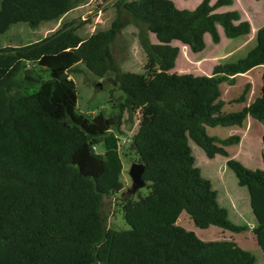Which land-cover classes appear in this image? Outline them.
I'll return each instance as SVG.
<instances>
[{"label": "trees", "instance_id": "1", "mask_svg": "<svg viewBox=\"0 0 264 264\" xmlns=\"http://www.w3.org/2000/svg\"><path fill=\"white\" fill-rule=\"evenodd\" d=\"M77 1L1 0L0 33L18 23L35 29L60 22ZM233 4L203 0L187 10L172 0H120L111 27L87 39L74 20L42 40L0 47V264H257L235 242H205L177 224L186 212L200 229L247 230L220 205L190 143L211 160L229 158L227 148L241 137L220 139L209 128L243 127L248 117L264 124V83L261 95L236 113H225L221 90L223 83L235 85L237 76L264 66V28L245 58L217 65L211 76L172 72L180 54L175 41L198 54L206 49L207 36L221 43L219 28L228 39L251 34V24L241 21L238 11L218 12ZM125 12L140 28L148 59L144 74L123 72L112 53L126 26ZM80 64L99 78L116 75L125 95L119 115L90 119L77 113L70 73ZM21 79L38 88L21 93ZM250 89L247 85L236 103H244ZM125 110L141 114L131 146L146 166L149 192L138 200L123 198L131 229L116 231L107 227L103 204L124 189L120 139L112 131L120 130ZM100 144L104 154L96 152ZM227 167L250 193L264 253V170H251L236 159Z\"/></svg>", "mask_w": 264, "mask_h": 264}, {"label": "rangeland", "instance_id": "2", "mask_svg": "<svg viewBox=\"0 0 264 264\" xmlns=\"http://www.w3.org/2000/svg\"><path fill=\"white\" fill-rule=\"evenodd\" d=\"M1 1V0H0ZM132 1V0H129ZM179 9L194 10L203 0H172ZM217 0H212L214 4ZM120 0H78L76 7L60 22H45L39 28H31L25 23H18L11 27L6 33H0V47L19 46L36 42L49 36L56 31L61 23L76 20L75 26L80 27V35L87 39L95 32L109 29L117 17V4ZM238 11L241 21L251 24L254 34L228 39L222 28H219L221 43L216 45L210 36L206 37L207 47L202 53L195 54L191 50L184 51L183 44L175 41L173 45L180 49L176 68L172 71L180 75L192 74L194 76H211L217 65L234 63L245 58L248 53L257 45V31L264 28V0H234L233 6L223 7L218 12ZM123 21L125 28L121 31L118 39L112 47L115 62L123 72L144 74L147 64V55L139 42L140 28L131 23V18L125 12ZM251 30V31H252ZM151 41L158 43L154 34H150ZM188 47V46H187ZM39 70V67L30 65ZM45 79L50 75L43 71ZM264 66H260L248 73L238 77L237 83L233 86L228 83L221 85L222 99L226 102L225 113H236L242 110L249 102L252 104L259 95L263 83ZM76 85L78 102L77 113L85 115L90 119L103 114L109 118L120 114V105L124 102V92L116 82V75L109 73L104 78H99L90 72L84 64L70 73ZM248 82V83H247ZM23 87L20 92L32 93L38 87H30L21 79ZM247 85L251 86L247 94L248 102L237 104L236 100L242 95ZM141 114L139 111L125 110L122 113V126L119 131H112L119 139L121 158L124 170L121 180L124 189L121 193L107 197L103 204V216L108 228L116 231H129L131 226L124 217L122 210L123 198L132 197L138 200L148 194V188L139 190L136 194L129 193L133 181L130 177L132 164L139 163V157L132 149V140L138 132ZM243 128L217 127L209 128L211 136L226 139L231 136H240V145L228 147L229 158L217 156L209 159L205 152L195 143L191 142L193 154L196 158V165L202 170L205 178L209 179L214 190L218 192L220 205L229 211L230 220L237 226L247 227V230L236 233L212 226L208 229H200L195 226L190 216L183 212L178 220V225L188 231H193L205 242L232 241L242 249L252 253L257 264H264V253L259 246L258 237L255 233L258 222L251 207L250 193L246 187L238 184L235 173L227 167L229 159H236L251 170H264L263 153L264 146L262 135L264 124L249 117ZM96 152L105 153L104 144L96 148Z\"/></svg>", "mask_w": 264, "mask_h": 264}, {"label": "water", "instance_id": "3", "mask_svg": "<svg viewBox=\"0 0 264 264\" xmlns=\"http://www.w3.org/2000/svg\"><path fill=\"white\" fill-rule=\"evenodd\" d=\"M146 166L143 163H134L130 168V177L133 181L132 188L129 193L136 194L139 190L146 188L147 182L144 179Z\"/></svg>", "mask_w": 264, "mask_h": 264}, {"label": "crops", "instance_id": "4", "mask_svg": "<svg viewBox=\"0 0 264 264\" xmlns=\"http://www.w3.org/2000/svg\"><path fill=\"white\" fill-rule=\"evenodd\" d=\"M260 29H262V28H260ZM260 29H259V30H260ZM259 30H258V31H259ZM258 31H257V32H258ZM252 32H253V30L251 31V33H252ZM252 34H254V32H253ZM257 68H258V67H257ZM255 69H256V68H255ZM253 70H254V69H253ZM251 71H252V70H251ZM248 73H249V72H248ZM248 73H246V74H244V75H248ZM240 76H241V75H240ZM238 77H239V76H237L236 79H238ZM262 80H263V83H264V74H263V79H262ZM236 83H237V80H236ZM236 83H235V84H236ZM247 83H248V82H247ZM263 83H262V85H263ZM231 86H233V85H231ZM261 89H262V88H261ZM222 96H223V95H222ZM259 96H260V95H259ZM259 96H258V97H259ZM248 99H249V96L246 97V101H245L244 103H247V102H248ZM244 103H241V104H244ZM237 104H239V103H237ZM249 105H250V103L248 102V103L246 104V106H244L242 109H244L245 107H248ZM248 119H249V117L247 118V120H248ZM244 125H245V124H244ZM243 127H244V126H243ZM243 127H239V128H243ZM263 134H264V132H263ZM262 136H263V135H262ZM241 141H242V138H241ZM238 145H240V143H239Z\"/></svg>", "mask_w": 264, "mask_h": 264}]
</instances>
